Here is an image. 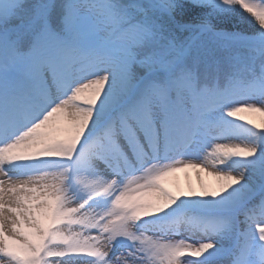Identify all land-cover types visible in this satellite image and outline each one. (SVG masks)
Instances as JSON below:
<instances>
[{
  "label": "snow or ice",
  "instance_id": "snow-or-ice-1",
  "mask_svg": "<svg viewBox=\"0 0 264 264\" xmlns=\"http://www.w3.org/2000/svg\"><path fill=\"white\" fill-rule=\"evenodd\" d=\"M0 264H264V0H0Z\"/></svg>",
  "mask_w": 264,
  "mask_h": 264
},
{
  "label": "rangeland",
  "instance_id": "rangeland-1",
  "mask_svg": "<svg viewBox=\"0 0 264 264\" xmlns=\"http://www.w3.org/2000/svg\"><path fill=\"white\" fill-rule=\"evenodd\" d=\"M204 179L209 183H214L211 177H204ZM177 184L184 190H188L190 187L199 190L200 187L197 173L194 170L182 171L170 178V187L175 189Z\"/></svg>",
  "mask_w": 264,
  "mask_h": 264
}]
</instances>
